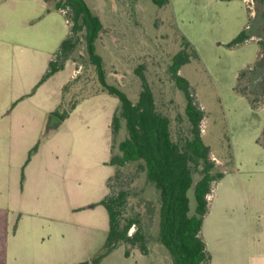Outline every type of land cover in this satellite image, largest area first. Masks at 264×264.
Segmentation results:
<instances>
[{"label":"rangeland","instance_id":"1","mask_svg":"<svg viewBox=\"0 0 264 264\" xmlns=\"http://www.w3.org/2000/svg\"><path fill=\"white\" fill-rule=\"evenodd\" d=\"M59 1L48 0L53 15ZM86 2L104 26L97 53L103 58L107 82L137 103L142 74L153 92L158 112L169 118L172 138L180 146L190 134V124L185 114V95L177 88L170 67L181 51L190 56V63L183 65L179 74L188 80L191 96L204 112L201 134L211 149L215 171L228 173L222 183L212 184L207 198L209 214L204 237L211 248L210 264H251L254 242L262 239L264 231V5L251 0H169L164 7L153 0ZM42 7L40 0H0V114L15 105L18 97L25 96L13 91L33 68L31 61L22 58V52L28 46H44L43 27H28L27 21L43 20L48 9ZM67 22L71 30L72 21L67 18ZM243 31L251 38L230 46ZM184 39L192 47L187 48ZM70 60L79 73L65 92L63 110L79 103L74 115L82 113L86 122L89 117L95 141L94 150L86 156V163L91 164L102 134L99 113L108 110L114 116L120 101L107 93L99 94L103 88L83 39L70 54ZM71 73L70 63L64 76ZM35 97H24L22 103H33ZM56 126L48 120L46 130L54 131ZM85 127L82 126L83 131ZM127 136L125 121L120 119L113 155L120 153L118 145ZM29 156L28 160L32 158ZM193 179L188 192L191 215L197 205L194 186L201 175L195 172ZM109 186L112 196L121 191L128 193L122 224L129 219L138 220L129 235L137 230L145 235L149 252L143 255L138 248L126 244L100 264H173L168 250L158 240L159 192L145 173L138 165L129 164L115 170ZM104 243L100 241L92 247L88 245L87 252L59 258L27 253L16 257L14 264H80L95 258ZM126 249L132 252L130 257L125 255Z\"/></svg>","mask_w":264,"mask_h":264},{"label":"crops","instance_id":"2","mask_svg":"<svg viewBox=\"0 0 264 264\" xmlns=\"http://www.w3.org/2000/svg\"><path fill=\"white\" fill-rule=\"evenodd\" d=\"M40 3L42 8L48 9L49 2L40 0ZM64 11L57 10L53 15L48 9L43 20L36 23L27 20L28 27L39 24L43 27L44 46L39 49L28 46L27 51L22 52V58L31 61L33 68L30 75L17 82L13 93L25 96L18 97L15 105L0 114V264H14L16 257L27 253L41 258H59L87 252L88 245L106 242L109 234V213L99 203L109 196V179L116 170L110 164L114 116H110L108 110L99 113L102 143L100 139L97 141V155L91 164L86 163V156L94 150L95 143L89 128L91 121L87 117L86 122L82 113L74 115L78 106L45 136L50 114L63 105L65 88L75 82L79 73L75 63L68 60L63 70L39 84L61 43L70 35ZM70 63L72 73L65 77ZM24 97L35 98L33 103L24 104ZM52 121L59 122L55 117L50 118ZM38 142L37 152L28 160ZM222 173L224 176L217 184L227 177L225 170ZM262 203L264 208V198ZM208 214L201 236L212 257L204 237ZM252 253L251 264H264V231L262 239L254 242Z\"/></svg>","mask_w":264,"mask_h":264},{"label":"trees","instance_id":"3","mask_svg":"<svg viewBox=\"0 0 264 264\" xmlns=\"http://www.w3.org/2000/svg\"><path fill=\"white\" fill-rule=\"evenodd\" d=\"M253 1L264 5V0ZM153 2L159 7L169 4V0H153ZM55 8L68 10L66 16L72 21V27L69 37L61 43L39 84L63 70L66 62L70 60V54L75 51L82 39L85 41L89 60L96 68L103 93L114 96L120 101L112 122L113 141L120 129V119L126 124L128 136L118 145L120 153L113 155L112 152L110 164L116 168V171L129 164L138 165L147 180L159 192L158 240L168 250L172 263L209 264L211 255L207 251L201 232L204 218L208 214L207 198L212 193V184L221 180L224 174L215 171L216 166L210 160L211 149L202 138L201 123L205 116L204 112L194 102L188 80L179 74L180 68L190 63V56L187 52L181 51L174 56L170 67L177 88L185 95L187 101L185 114L190 124V134L180 146L172 138L169 118L158 112L153 92L142 74V92L137 103H133L126 93L107 82L103 58L97 53V42L104 26L86 0H60ZM250 38L251 36L243 31L230 43V46L245 43ZM184 40L187 48L192 47L186 39ZM194 53L195 58H198L196 51ZM78 105L79 103H76L69 110H63V103L58 110L50 114L49 120L55 117L59 121L55 129ZM51 130L53 131V129L46 130L45 136L49 135ZM38 147L39 145H36L31 150L29 158L36 153ZM195 172L201 175V179L194 186L197 205L195 213L191 215L188 192L193 186ZM127 195L128 193L124 191L117 196L109 194L107 199L99 203L109 213V234L98 255L91 261L80 264H100L118 247L126 244L148 255L145 235L139 230L129 235L130 229L138 220L129 219L122 224V209ZM130 254V249H126L125 255L129 257Z\"/></svg>","mask_w":264,"mask_h":264},{"label":"built area","instance_id":"4","mask_svg":"<svg viewBox=\"0 0 264 264\" xmlns=\"http://www.w3.org/2000/svg\"><path fill=\"white\" fill-rule=\"evenodd\" d=\"M251 1H253V0H251ZM64 13H66V11H64Z\"/></svg>","mask_w":264,"mask_h":264}]
</instances>
